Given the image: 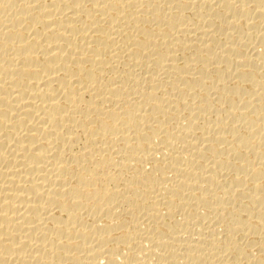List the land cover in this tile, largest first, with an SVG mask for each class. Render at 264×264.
<instances>
[{
	"label": "bare ground",
	"instance_id": "1",
	"mask_svg": "<svg viewBox=\"0 0 264 264\" xmlns=\"http://www.w3.org/2000/svg\"><path fill=\"white\" fill-rule=\"evenodd\" d=\"M0 264H264V0H0Z\"/></svg>",
	"mask_w": 264,
	"mask_h": 264
}]
</instances>
